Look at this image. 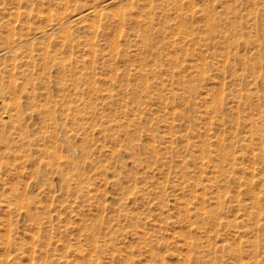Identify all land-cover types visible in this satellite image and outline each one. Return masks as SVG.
Instances as JSON below:
<instances>
[{"label":"rangeland","instance_id":"obj_1","mask_svg":"<svg viewBox=\"0 0 264 264\" xmlns=\"http://www.w3.org/2000/svg\"><path fill=\"white\" fill-rule=\"evenodd\" d=\"M93 3L0 0V264H264V0Z\"/></svg>","mask_w":264,"mask_h":264},{"label":"bare ground","instance_id":"obj_2","mask_svg":"<svg viewBox=\"0 0 264 264\" xmlns=\"http://www.w3.org/2000/svg\"><path fill=\"white\" fill-rule=\"evenodd\" d=\"M116 1H119V0H102L101 1V4H102V2H104V4H112V3H114V2H116ZM100 4V1L99 0H94V3H93V5H91V7L89 8V7H87V9H85L84 11H81V12H79V13H77V14H75V15H73L72 17H71V19L69 20V21H66V22H74V21H79V20H81V19H85L86 17H88V16H90V15H99L100 13H99V7L98 6H100L101 5ZM101 6H103V4L101 5ZM105 7V6H104ZM107 7V6H106ZM59 17H61V16H59ZM64 17V16H63ZM58 20H61L60 18L58 19ZM86 20V19H85ZM82 21V20H81ZM65 22V21H64ZM76 23V22H75ZM77 23H79V22H77ZM62 25H64L63 24V21L61 20V21H59V22H56V23H54V24H52V29H59V28H61L62 27ZM74 25V24H73ZM44 32H38V33H36L35 34V36H36V38L37 37H39V36H41L42 34H43ZM38 35V36H37ZM19 42L20 43H15V41L14 42H12L11 41V43L10 44H8V46H7V50L5 49V48H3V49H1L0 48V58L1 57H3L6 53H9V52H13L14 50H16L21 44H24V43H26L27 42V40H24V39H22V41L21 40H19ZM14 54V53H13ZM12 54L10 53V56H11ZM17 55V54H16ZM8 56H9V54H8ZM13 56V55H12ZM5 58H6V56H5ZM16 59V58H15ZM3 61V60H2ZM4 62V61H3ZM2 63V62H1Z\"/></svg>","mask_w":264,"mask_h":264}]
</instances>
